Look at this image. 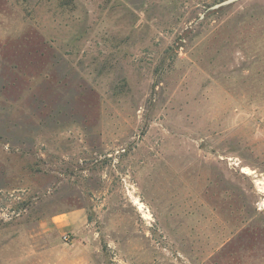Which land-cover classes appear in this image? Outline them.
I'll list each match as a JSON object with an SVG mask.
<instances>
[{
	"label": "rangeland",
	"instance_id": "374dc122",
	"mask_svg": "<svg viewBox=\"0 0 264 264\" xmlns=\"http://www.w3.org/2000/svg\"><path fill=\"white\" fill-rule=\"evenodd\" d=\"M0 0V264H264V0Z\"/></svg>",
	"mask_w": 264,
	"mask_h": 264
},
{
	"label": "water",
	"instance_id": "95a60500",
	"mask_svg": "<svg viewBox=\"0 0 264 264\" xmlns=\"http://www.w3.org/2000/svg\"><path fill=\"white\" fill-rule=\"evenodd\" d=\"M236 1H238V0H221V1H218V2L208 6L207 9H214V8L226 6V5H229V4L234 3Z\"/></svg>",
	"mask_w": 264,
	"mask_h": 264
}]
</instances>
